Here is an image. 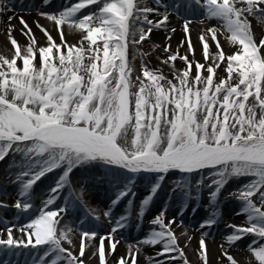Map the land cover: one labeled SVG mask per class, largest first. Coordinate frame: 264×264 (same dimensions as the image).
Returning <instances> with one entry per match:
<instances>
[{
	"label": "bare ground",
	"instance_id": "1",
	"mask_svg": "<svg viewBox=\"0 0 264 264\" xmlns=\"http://www.w3.org/2000/svg\"><path fill=\"white\" fill-rule=\"evenodd\" d=\"M17 1L8 8L0 0V92L6 95L21 88L31 69L29 62L35 58L47 62L46 68H38L32 74L33 92L37 97L44 88H47L48 96H57L63 84L70 81H77L80 90L84 91L93 77L102 76L108 84L113 77L115 81L123 79L127 99L133 98L132 107L138 99L153 109L172 110L178 107L183 83L188 80L186 64L203 61L209 65L210 77L214 78L236 66H242L253 76L260 69L259 63L264 64V0H179V6L188 9L189 4L196 10L192 14L189 8L188 13L184 11L186 19L175 20L151 19L149 3L153 0L149 3L129 0L128 4L120 3V6L117 1L118 7L102 5L97 9L94 4L99 0L76 3L51 0L40 9L48 4L47 9L52 12L40 10L41 13L14 10V7L26 6L25 3L36 4V0ZM160 2L170 6L176 0ZM66 5L68 7L63 8ZM197 10L201 12L200 19ZM89 12V16L82 17ZM104 22L109 27L104 26ZM219 64H222V70H214ZM48 67L57 72L55 82L48 81ZM227 78L230 80L228 74ZM213 90L216 92L209 93V122L216 121L215 116L234 105L238 95L228 89ZM67 103L72 109L73 99ZM23 137L19 132L11 136L0 133V157L10 141ZM246 143L243 141L241 145ZM103 146L119 152L118 162L132 170L129 175L94 167L81 158L34 151L30 149L31 144L13 148L6 158H0V177L12 182L13 186L15 181L24 182L30 172L50 170L44 179L29 189L32 197L20 189H8L5 194H16L8 197L9 202L26 197L41 201L53 194L55 207L65 208L55 212L51 211L52 205L36 202L28 214L22 216L21 222L13 220V211L2 205L0 215L5 216V221L0 225V251L4 252V259L20 258L21 264L23 259L32 260L36 249L45 247L40 257L45 256L49 263L56 264H254L255 254L264 252V205L248 200L252 196L253 199L261 197L264 186L249 182L240 187L244 195L237 200L225 199L224 191L244 180L242 175L237 179L232 177V171L240 168H231L224 176L219 172L211 173L213 169L199 171L198 180L202 184L195 187H200L203 192L211 188L217 190L215 198L208 203L186 201L184 196L176 193L169 196L170 205H166V209L153 212L156 207L150 206V214L136 218L134 209L145 206L135 202L128 212L123 207L113 208L118 200L112 198L117 186L112 187L111 179H130L138 176L143 168L125 157L115 146L114 139ZM62 168L67 171L59 173ZM64 174L70 184L62 192H53L51 182ZM96 175L101 177L96 178ZM158 175L169 178L170 174L153 171L149 177ZM186 178L180 180L189 181ZM170 186L178 185L172 183ZM88 190L94 194L88 196ZM18 194L19 199L16 198ZM87 201L120 210L117 226L127 221L132 225L144 220L139 232L141 241L126 245L111 243V232L118 234L121 229L112 231L105 225L102 211L97 206H90L88 211L91 219H98L96 225L75 223L74 217L80 210H86L83 205ZM219 203L225 212L219 210L218 214H209V209ZM173 204L180 208L173 210ZM225 218H231V222L225 223ZM25 219L28 223L23 221ZM209 221L211 225L207 224ZM93 226L96 232L91 231ZM129 233L126 242H130ZM234 245H240V249H232ZM32 246L36 249H31Z\"/></svg>",
	"mask_w": 264,
	"mask_h": 264
},
{
	"label": "rangeland",
	"instance_id": "2",
	"mask_svg": "<svg viewBox=\"0 0 264 264\" xmlns=\"http://www.w3.org/2000/svg\"><path fill=\"white\" fill-rule=\"evenodd\" d=\"M79 1L71 0V3ZM117 1L119 6L120 3L124 5L129 3V0H99L94 4V8H100L102 5L106 7L117 6ZM148 1L142 0L144 3ZM158 1L148 2L152 6L149 15L151 19L175 20L183 18L182 14L185 7L178 5L179 0L172 3V5L175 4L173 8L172 5L163 6L160 0ZM180 3L182 2L180 1ZM87 4L92 6L90 3ZM4 5L7 7L6 4ZM66 7L68 5L64 8ZM179 8L181 9L176 14V10ZM190 8L192 9L191 13L194 14L193 11L196 9L191 6ZM196 12H198V19H200V10ZM29 13H34V11ZM88 14L90 12L82 15V17H87ZM198 22L200 21H195V23ZM112 23L114 22H110V24ZM103 25L109 27L105 22ZM51 53L53 52L51 51ZM29 65L31 69L29 67L27 79L22 83L19 90H14L8 95L0 92V132L6 136L19 132L24 136V138L17 139L13 143L10 141L0 157L1 159L6 158L13 148H25L31 144L32 148L30 149L34 151L40 150L46 151V153L60 154L64 157L81 158L100 169L130 174L132 170L117 162L119 157L116 153L96 146L78 134L69 131V129H76L90 133L97 140L102 141L101 143L107 144L110 139L114 138L115 146L125 157L143 168L142 174L144 176H149L153 171H160L164 175L170 174L169 178L161 175L155 178L144 177L140 179H138L139 176L130 179L115 177L133 183V188L130 187L131 191H134V186L138 188L142 184L152 185L156 184L157 181L165 182V184L168 182L177 183L181 186L194 185L202 182L198 180V174L203 169H213L211 173L219 172L221 176H224L234 167L240 168V170L234 169L232 177L237 179V176L242 175L244 180L227 188L224 191V195L227 196L225 199L237 200L239 196L244 195L240 187L242 185L245 187L246 183L259 182L260 185L264 186V88H262L264 87V64L259 63L260 69L253 76L242 66H236L235 68L231 67L230 72L226 70V74L217 78L210 77L209 65L203 61L197 62L195 60V63L186 64L185 71L188 80L187 83L182 84V97L178 107H174L172 110L153 109L138 99L134 103L135 107H132L133 98L127 99L123 79L118 78L115 81L112 79L113 77L110 84L102 80V76L93 77L84 91L80 90L77 81H70L63 84L64 86L59 90L57 96L55 94L48 96L45 91L47 88H44L37 97V94L33 92L35 84L32 74L38 68H46L47 62L34 58L29 62ZM46 70L50 71L49 67ZM214 70H222V64L216 66ZM47 73L48 81L51 79L55 82L58 79L55 69ZM227 74L230 80L227 78ZM213 89H228L230 93L238 95L234 105L215 116L216 121L209 122V112H211L208 106L209 93L216 92ZM70 99H73L72 109L68 107L67 103ZM51 124H58L60 127L46 130L42 128L44 125ZM34 131L38 132L34 133ZM248 138H253V141L240 151H221L211 155L215 148H222L223 150L231 148ZM6 143L3 144L6 145ZM61 171L64 172V170ZM35 174V172L28 173L29 176L25 180L37 178ZM185 178L190 181L180 180ZM0 184L3 185L1 186L3 188L12 187V184L4 187L3 179H1ZM22 184L23 188L29 184L28 187H30L36 185V181H31V183L20 182L17 189H20ZM208 192L205 194L209 196L202 198L203 200L211 199L215 195L213 188L209 189ZM187 196H193L197 199V193L194 189L189 191ZM262 197H264V193L257 199H253L252 196L248 200L255 201V204L259 202L264 205ZM130 198L122 200L126 208H130L133 204L127 205V202L132 200ZM147 198H149L148 203L137 202L152 204L150 203L152 202L151 197ZM42 200L51 203L50 197H45V200L42 198ZM24 203L12 201L7 204L25 209L27 206ZM152 205L157 206V204ZM55 206L53 204L51 211L59 212L64 209L63 206L60 208ZM9 209L16 210L10 206ZM134 210L136 218L139 216V212H143L142 215L146 214L145 209L144 211ZM157 210L160 212V208L155 211ZM116 214L117 212L114 215ZM101 215L104 223L114 230L115 225L112 222L116 221V216L107 217L104 211ZM79 216L78 214L74 217L75 222L79 221ZM225 219V223L231 222V218ZM143 221H137L130 225L128 231L130 232V242H126L122 235L112 233L111 243L126 245V243L134 244L141 241L139 232L142 229ZM145 221L148 219L145 218ZM252 236L256 237V234L253 233ZM239 247L240 245H234L231 248L240 249ZM36 252L39 253L36 255L39 257L44 253V248L38 249ZM253 261L254 264H264V252L255 254ZM33 264L38 263L34 262Z\"/></svg>",
	"mask_w": 264,
	"mask_h": 264
},
{
	"label": "water",
	"instance_id": "3",
	"mask_svg": "<svg viewBox=\"0 0 264 264\" xmlns=\"http://www.w3.org/2000/svg\"><path fill=\"white\" fill-rule=\"evenodd\" d=\"M247 141H249V140H247Z\"/></svg>",
	"mask_w": 264,
	"mask_h": 264
}]
</instances>
